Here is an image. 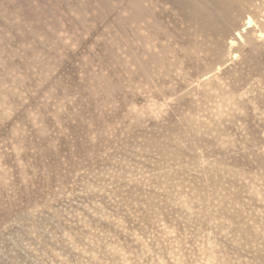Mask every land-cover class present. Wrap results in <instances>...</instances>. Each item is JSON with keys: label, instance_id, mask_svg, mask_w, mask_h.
<instances>
[{"label": "rangeland", "instance_id": "obj_1", "mask_svg": "<svg viewBox=\"0 0 264 264\" xmlns=\"http://www.w3.org/2000/svg\"><path fill=\"white\" fill-rule=\"evenodd\" d=\"M0 264H264V0H0Z\"/></svg>", "mask_w": 264, "mask_h": 264}]
</instances>
